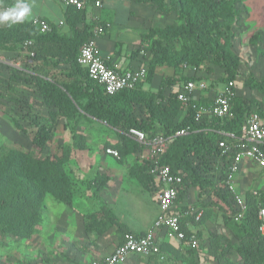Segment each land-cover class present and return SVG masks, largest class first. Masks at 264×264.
<instances>
[{
	"label": "trees",
	"instance_id": "trees-1",
	"mask_svg": "<svg viewBox=\"0 0 264 264\" xmlns=\"http://www.w3.org/2000/svg\"><path fill=\"white\" fill-rule=\"evenodd\" d=\"M134 1L149 4L156 11L175 19L174 24L151 28L141 35L142 40L149 41L146 50L151 53V59L143 63L147 69L145 82L151 81L155 67L178 69L200 62L221 69L223 83L237 79L240 61L231 49L241 24L247 18L246 15L242 17V10L239 9L246 0ZM15 3L16 0H0V7L14 6ZM68 12L66 23L71 32L70 38L59 36L55 28L42 34L35 25L25 21L11 27L3 24L0 28V46L18 47L25 58V65L30 68L28 78L39 87L38 93L47 107L46 114H41L29 108L25 101L13 97L6 99V115L16 130L30 138L36 155L17 150H4L0 154V233H16L24 237L34 233L41 221L46 194L58 204L70 203L75 181L69 177L66 166L73 150L82 152L86 149L85 137L79 132H72L71 143L63 147L59 157L47 153L46 148L61 116L71 119L89 115L123 134L120 144L110 145L121 156L132 147H140L126 136L130 128L142 130L149 137L157 133L166 137L169 142L161 162L181 177L177 201L187 199L188 191L195 188L198 197L211 193L220 203L219 208L225 212L223 225L227 235L211 234L207 242L202 241L196 249L202 250L204 255L210 254L215 264H230L227 256L232 249H235L241 264H264V235L259 231L261 221L258 218L259 210L264 208V198L247 193L243 198L246 210L239 220H235L233 198L221 185L224 162L219 164L221 170L217 176L208 173L220 157L219 141L227 140L221 133L239 135L248 114H244L247 108L235 101L230 117H211L196 123L194 110L176 99V90L166 97L162 94L164 87L177 85L180 88L178 81H182L181 86L189 80L195 81L192 77L182 76L179 79L168 78L167 81L163 79L154 93L143 91L139 82L132 89L115 95L106 94L76 62L81 45L92 36L93 25L85 23V11L69 7ZM106 31L105 28L104 33ZM27 40L34 42L33 57L22 53L21 45ZM175 44L179 45V50L175 49ZM44 68L59 72H45ZM62 69L65 71H60ZM6 73V78L0 79V97L20 78L19 68L10 67ZM252 88L264 91L261 82L255 83ZM135 105L144 112L141 121L135 117ZM11 108L17 109L16 114ZM182 111L184 116L176 119ZM178 131L185 133L174 136ZM261 150L264 154V147ZM141 170L153 181L145 160ZM108 180V175L97 174L85 184L101 190ZM109 213V210L101 208L91 217L94 220L107 218L108 223L118 224ZM204 220L206 216L193 223L199 225Z\"/></svg>",
	"mask_w": 264,
	"mask_h": 264
},
{
	"label": "crops",
	"instance_id": "crops-1",
	"mask_svg": "<svg viewBox=\"0 0 264 264\" xmlns=\"http://www.w3.org/2000/svg\"><path fill=\"white\" fill-rule=\"evenodd\" d=\"M25 2H27L31 8L29 16L24 19L26 23H31L34 18H41L50 23L55 28V31L59 36L66 38L71 37V32L66 23L69 13L68 8L61 5L59 0H25ZM242 8L246 11L244 14L247 18L244 23L246 27H248L247 32L242 35V37L256 36L257 34L261 37V41H264V0H246ZM248 14L253 16V18H250ZM84 19L85 23H89L93 25V27L95 25H107L106 33L96 39V44L101 56L107 60L108 64L116 65L120 69L135 68L150 60L151 53L146 50L149 47V41L142 40L141 35L146 34L151 28H163L164 26L174 24L175 22L174 17L167 16L156 11L149 4L137 3L134 0H102V6L99 10H95L91 7L85 10ZM61 21L64 22V25L60 27L57 26ZM2 27L3 24H0V28ZM53 46L55 45L53 44ZM174 46L176 50H179L178 44H175ZM20 53L21 51L19 52L18 47L11 45L0 46V68H2V71L6 68L5 66L8 65L18 68L20 64H25V58ZM184 67L185 65L178 67V69L166 66L155 67L151 81L141 82L142 90L154 93L157 91L163 79H179L180 76H185L186 74L187 77H192V75H190L191 71L183 70ZM43 71H50L51 73L59 72V70L53 71L49 70V68H44ZM60 71L65 70L62 69ZM247 74L248 73H245V77L242 78L239 77V74L237 76L233 105L235 101H237V103L239 102L242 104L243 108H247L244 114L254 111L264 119V91H261L258 88H252L255 83L259 82L262 83L264 88V75L257 79L251 78L252 80H248L246 79V76H248ZM5 76H7V73H5ZM0 79L3 80L4 77H0ZM45 80H47V78H45ZM224 84L225 83L220 85L214 92H196V100L203 104L209 103L214 94L223 88ZM12 85L14 84H11L10 86ZM178 88L179 87H177V85L164 87L162 94L166 97L170 92L175 90L177 91ZM8 89L9 87L6 88L0 99H4L6 101V99L9 98ZM138 112L143 113L144 116L142 108L135 105V117L138 116ZM184 113L185 112L183 111L180 112L178 117H183ZM112 132L114 133L113 136L118 134L117 130H113ZM115 144L116 141L112 143V145ZM113 149L117 150L115 148ZM105 156L112 160H117V158L112 156ZM215 162L219 164L222 163L218 159ZM121 165L122 164H120V162L114 161H112V165L103 164L100 168L101 170L95 174V176L97 174H106L108 175L109 180L111 179L110 182H112L110 183L108 180L100 191L103 192V190L108 189L107 185L112 184V199L108 195H102V200L100 199V202L94 205L92 197L72 198V202L64 204L65 207L63 208H66V211H62L63 213L61 216L55 217L51 223H48L51 228H54V230L50 231L51 233L49 237L39 233V230L42 228L40 227L41 224L37 226L35 234L22 240L18 237L10 238L11 236L9 235L0 234V261H4V259L8 258L10 255L13 256V264H21L17 259L18 254H20V250H28L31 251L33 255H36L42 249L48 255H51L53 252H59L56 259L60 264L62 262H66L65 264L70 262L85 263L100 260L110 255L115 247L122 242V236L124 233L130 232L139 235L145 233L150 228L158 214L156 202L154 201V203L149 204L147 193L138 195L142 209L137 210L135 215L133 214L130 210V207H132L131 204H128L127 207L124 203L125 201L130 203L131 199L127 194L122 196L124 193L121 194L120 192L122 186L120 185L121 181H119L118 176L114 173L117 170L116 166L120 167ZM250 167H254L258 170L260 179L255 181L256 185H264V173L262 170L255 164L247 161L240 165V168L235 176L237 191L242 190L241 187H239L242 186L240 185V179L244 178L251 181V179L255 176L254 173H249ZM110 173H112V176ZM129 173L132 174V176H136L138 179L143 176L141 168L136 169L134 167ZM84 187L91 191L96 190V188L87 187L86 184ZM193 190L195 191L194 188L188 191L189 196ZM241 192L242 195H240L244 198L245 193L243 190ZM252 193H256L264 198V192L261 194L257 191H252ZM189 196L184 201H179L177 203L175 211L177 210V213L184 214L187 210L191 209L195 212L199 209V211H201L200 218L206 216V220L201 222L199 225L193 223L197 222L194 220L195 217L193 215H186L181 219L182 221L185 220L184 222L188 231H195L197 237L199 235L198 238L200 241L206 243L211 234H217L212 228L214 216H212V214L210 215L208 211H204L205 209L201 206L196 207V205H190V203H188ZM198 200L202 199L199 198ZM118 201H120L121 204H119ZM183 207L185 208L184 211L182 210ZM101 208L109 210L110 217L116 220L118 224L112 225V223H108L107 218L92 219L91 215L99 211ZM148 209L151 210L150 214L146 213ZM223 216L224 215L220 218L222 223L221 220L216 222L219 225H222L221 231L218 233L226 234L227 232L223 225ZM55 233H59L57 238H55V236L54 238L51 236ZM43 238L45 239L44 241ZM159 240L162 239L159 238ZM166 244L170 243L164 241L160 242V245ZM134 258L142 257H131L127 260V262ZM14 260H16V262ZM150 260L158 261L157 258H152Z\"/></svg>",
	"mask_w": 264,
	"mask_h": 264
},
{
	"label": "rangeland",
	"instance_id": "rangeland-1",
	"mask_svg": "<svg viewBox=\"0 0 264 264\" xmlns=\"http://www.w3.org/2000/svg\"><path fill=\"white\" fill-rule=\"evenodd\" d=\"M239 9L242 10V17L245 18L244 13H246V11L242 7H240ZM248 16H250V14H248ZM250 18H253V16H250ZM247 29L248 27H246L245 23L243 22L239 31L240 33L238 32L235 43L233 44L231 50L240 61L238 66L239 77H245V73H248L246 79L249 80L251 78L257 79L264 75V41H261V37L257 34L256 36H245V38H243L242 35L247 32ZM5 67L6 68L3 71L2 68H0V77H4V79L6 78L5 73L8 72L9 68L13 66L8 65ZM14 68L20 69V78L14 85L9 86V97L14 96V98H16L17 100H24L29 104V108L33 107L34 110L40 112L41 114H46L47 107L45 106L38 93L39 87L34 81H31L28 78V71L30 70V68H28L24 63L22 65L20 64L18 68L15 66ZM183 70H190V75H192V78L195 81H202L206 83L208 85V89L206 90L207 92H214L220 85L223 84V82H221V79L224 78L222 70L207 62H200L197 65H185ZM186 75H182V78L187 77ZM167 79L168 78H166L165 81H167ZM145 80L146 79L141 82H144ZM181 82L182 81H178L180 86L182 84ZM6 109H8L6 101L4 99H0V154L4 153V150H17L23 153L31 154L35 157V150L32 147L30 138L14 128L5 113ZM11 111L13 114H16L17 109L11 108ZM138 113L140 115L138 114V116H136V119H138V121H141L142 119H144L143 113ZM176 119H180V117L177 116ZM113 130L116 131L104 122L89 115L75 116L71 119L61 116L58 119L56 128L51 134V140L46 148V152L50 153V155L59 157L61 155L63 147L71 143L72 132H79L83 134V136L85 137L86 149L82 152L73 150L66 166V171L69 177L73 181H75H72L74 187V195L72 198L74 199L79 197H92L94 205L100 202L102 195H108L112 199V184L107 185L108 189L103 190V192H101L100 190L91 191L88 188L84 187L85 181L92 179L95 176L96 172L98 173V171L101 170L100 168L103 164L112 165V161L120 162V164L122 165L120 167L116 166L117 170L114 173L118 176L119 181H121L120 185L122 186L120 192L121 194L124 193L122 194V196H125V194H127L131 199L130 203H128V201H125L124 203L125 205H127V207L128 204H131L132 207H130V210L135 215V212H137V210L142 209V205L139 202L138 195L147 193L148 203L152 204L155 201L154 199L156 191L153 188L154 184L152 179L146 177L144 173H142L143 176H141L142 178L140 179L136 178V176H132V174L129 173L130 170H132L134 167L136 169L142 167V164L144 163L143 155L146 153V150L137 146L130 148V150L122 156L119 155V158H117V160H112L106 157L104 149L110 147V145H112V143H114L115 141L116 144H120L122 141L120 137L123 134H120L118 132L117 135L113 136ZM220 170L221 168L219 166V163L215 162V164L209 169L208 173L216 174L217 176V173L220 172ZM249 173H254L255 178L253 177L251 181L244 178L240 179V185L242 186L239 187H241L245 195L247 193H251L252 191H257L258 193L263 194L264 185L257 186L255 183V181H258L260 179L258 170L254 167H250ZM110 175L112 176V173H110ZM238 191L239 194L242 193L240 190ZM197 195V189H195V191H191L188 203H190V205L192 206L196 205V207L201 206L203 209H205L204 211H208L210 215L212 214V216H214L212 228L218 234V232L221 231L222 225H219L216 221L221 220L220 218L222 217V215H225V212L223 211V209L219 208L220 203L211 193H206V195H204L203 197H197ZM199 198H201L202 200H198ZM118 203L121 204L120 201H118ZM63 207H65L64 204L56 203L51 195H45L44 208L40 213L41 221L39 222V224H41L40 227H42L39 230V233H41V235H47L49 237L51 233L50 231L54 230V228H51L48 223H51L55 217L61 216V214L63 213L62 211H66V208ZM150 211L151 210L148 209L146 213L150 214ZM36 231L37 230L35 229L34 233L27 237L20 236L16 233L3 234L11 236L10 238L18 237L22 240L29 238L30 236L35 234ZM58 234L59 233H55L51 236L53 238L54 236L55 238H57ZM44 240L45 239L43 238V241ZM161 248L162 253L165 255L164 260L153 261L144 258H134L126 262L125 264H172L174 261L186 262L187 264H215L214 261H211L212 256L210 254L204 255V252L202 250L189 248L182 243L173 242L170 244L162 245ZM58 254L59 252H53L51 255H48L41 249L38 254L33 255L31 251L22 249L20 250V254H18L17 256V259L21 264H60L56 259ZM12 257L13 256L9 255L8 258L4 259V261L1 260L0 264H13ZM227 259L229 260L230 264H241V262L239 261V257L235 252V249L231 250L230 254L227 256ZM14 261L16 262V260ZM65 263L66 262H62L61 264Z\"/></svg>",
	"mask_w": 264,
	"mask_h": 264
},
{
	"label": "built area",
	"instance_id": "built-area-1",
	"mask_svg": "<svg viewBox=\"0 0 264 264\" xmlns=\"http://www.w3.org/2000/svg\"><path fill=\"white\" fill-rule=\"evenodd\" d=\"M60 4L66 8L85 11L91 7L99 10L102 0H59ZM12 6L0 7V11ZM31 23L35 25L39 32L47 34L54 28L50 23L41 19L34 18ZM64 25L61 21L57 26ZM107 25H95L92 29V36L89 37L80 47L76 62L85 69L88 78L101 86L108 95H115L123 90L134 88L139 82L143 81L147 75L146 66L141 64L130 69H120L118 66L108 64L103 58L96 44V39L104 34ZM22 53L28 57L34 56V42L25 41L21 45ZM236 80L226 82L223 88L212 97L207 104L196 103V92H203L208 89V85L202 81H187L176 91V99L183 105L191 106L194 110V120L200 123L208 118H228L235 99ZM195 101V102H193ZM193 103V104H192ZM184 131H178L174 136L183 135ZM227 140H221L218 147L221 149L219 161L224 162L225 169L222 187L233 198L235 220H239L246 210L243 198L238 193L235 185V176L243 162L255 164L264 173V154L261 148L264 147V119L256 112H249L245 118L239 135L232 132L221 133ZM127 136L134 140L141 148L146 150L143 155L148 163V173L153 178L154 189L156 191L155 202L158 214L150 226L143 234L124 233L122 242L118 244L113 252L100 259L85 263L70 262L67 264H124L131 257H142L145 259L157 258L158 261L164 260L165 255L161 252L160 242H178L189 248H198L201 241L195 231H188L186 224L182 223V218L186 215H193L195 221L201 216V211L196 213L191 209L184 214L175 211L177 208L178 187L181 184L180 175L172 172L168 165L161 162L169 140L161 134L149 137L142 130L130 128ZM105 155L119 158L117 150L111 147L104 149ZM256 195V193H253ZM261 221L259 231L264 234V208L258 212ZM185 228V229H184ZM161 238L162 240H159ZM172 264H187L186 262H173Z\"/></svg>",
	"mask_w": 264,
	"mask_h": 264
},
{
	"label": "clouds",
	"instance_id": "clouds-1",
	"mask_svg": "<svg viewBox=\"0 0 264 264\" xmlns=\"http://www.w3.org/2000/svg\"><path fill=\"white\" fill-rule=\"evenodd\" d=\"M30 12L31 8L25 0H16L14 6L0 11V24H6L8 27H11L23 22Z\"/></svg>",
	"mask_w": 264,
	"mask_h": 264
}]
</instances>
